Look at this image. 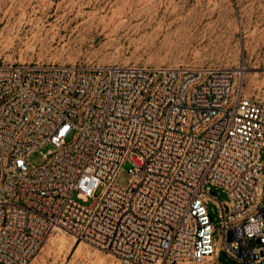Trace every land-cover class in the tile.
I'll use <instances>...</instances> for the list:
<instances>
[{"label":"built area","instance_id":"built-area-1","mask_svg":"<svg viewBox=\"0 0 264 264\" xmlns=\"http://www.w3.org/2000/svg\"><path fill=\"white\" fill-rule=\"evenodd\" d=\"M243 76L0 65V264H30L54 232L120 264H220V252L264 264V103L243 95Z\"/></svg>","mask_w":264,"mask_h":264},{"label":"rangeland","instance_id":"rangeland-1","mask_svg":"<svg viewBox=\"0 0 264 264\" xmlns=\"http://www.w3.org/2000/svg\"><path fill=\"white\" fill-rule=\"evenodd\" d=\"M3 64L241 68L243 95L264 103V0H0ZM50 148L42 146L26 161L40 165ZM130 169L122 166L118 186L128 184ZM261 175L264 191V167ZM210 192L219 202L229 200L220 189ZM207 209L219 228L218 208L208 202ZM217 261L237 264L222 252ZM30 264L120 262L54 232Z\"/></svg>","mask_w":264,"mask_h":264}]
</instances>
